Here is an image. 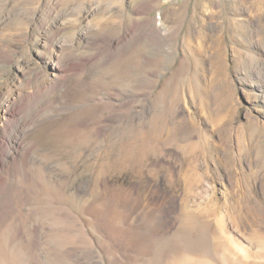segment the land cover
I'll return each mask as SVG.
<instances>
[{
	"label": "rangeland",
	"instance_id": "1",
	"mask_svg": "<svg viewBox=\"0 0 264 264\" xmlns=\"http://www.w3.org/2000/svg\"><path fill=\"white\" fill-rule=\"evenodd\" d=\"M0 264H264V0H0Z\"/></svg>",
	"mask_w": 264,
	"mask_h": 264
}]
</instances>
